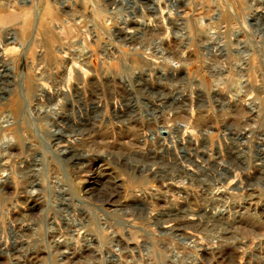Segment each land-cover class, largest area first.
<instances>
[{"label":"rangeland","instance_id":"1","mask_svg":"<svg viewBox=\"0 0 264 264\" xmlns=\"http://www.w3.org/2000/svg\"><path fill=\"white\" fill-rule=\"evenodd\" d=\"M0 130V264H264V0H0Z\"/></svg>","mask_w":264,"mask_h":264},{"label":"bare ground","instance_id":"2","mask_svg":"<svg viewBox=\"0 0 264 264\" xmlns=\"http://www.w3.org/2000/svg\"><path fill=\"white\" fill-rule=\"evenodd\" d=\"M36 15H37V14H36ZM36 15H35V17H34V18H35V21H34V22H35V25H34L35 27H36V24H37V22H38V20H39V17H40V16H38V15L36 16ZM33 28H34V27H33ZM34 30H35V29H34ZM130 32H131V31H130ZM11 39H12V38H11ZM72 68H77V70H79V67H78V65H76L75 62H71V63L69 64V70H70V71H71ZM77 70H76V71H77ZM72 71H73V70H72ZM74 71H75V70H74ZM82 72H83V71H82ZM39 75H42V74H39ZM41 77H42V76H41ZM40 87L43 88V90H44V89L46 88V85H40ZM63 93H64L63 90L59 89V90L56 92V95L52 94L53 96H51V95L49 94L50 96H47V97H50V100H51V101H52V100L57 101V102H56L57 105H61L63 102H61L60 100H61V98L63 97V96H62ZM64 94H65V93H64ZM64 94H63V95H64ZM157 96H158V99H159L160 101H161V99H163V94H161V93H157ZM46 99H47V98H46ZM47 100H48V99H47ZM58 100H59V101H58ZM51 101H50V102H51ZM161 102H162V104H164L163 101H161ZM159 103H160V102H159ZM54 104H55V103H54ZM56 104H55V105H56ZM150 104L152 105V107H153L155 110H158V111H159V110H160V111L163 110V105H162V104H158V103L154 104L153 102H151ZM55 105H54V107H55ZM51 107H52V105H51ZM57 107H58V106H57ZM48 108H49V107H48ZM54 109H56V108H53V110H54ZM55 111H56V110H54V112H55ZM47 114H49V113H47ZM161 117H162V116H161ZM160 119H161V118H160ZM151 122L153 123V121H151ZM4 124H5V123H4ZM1 125H2V124H1ZM158 130H159V129H158ZM0 131H1V130H0ZM159 131H160V130H159ZM166 132H168V131H166ZM189 134H190V133H189ZM52 135H53V134H52ZM157 137L163 138V137H165V135H164V136H161V135H160V132H156V133L154 132V137H153V138L156 139ZM144 138H145V137H144ZM72 139H73V136L71 137V139H70V138L66 139V140L68 141V145H69V146H71V144H72ZM75 139H76V138H75ZM76 140H77V139H76ZM157 140H158V139H157ZM149 141H150V140H149ZM69 146H66L65 148H63V149H64L63 152H66V153L69 152L68 150H66V148H68ZM83 167H84V165H83ZM157 173H158V172H157ZM3 174H4V172H3ZM155 174H156V173H155ZM162 175H163V174H162ZM0 176H1V175H0ZM176 209H177V208H176ZM206 210H207V209H206ZM204 215H205V214H204ZM209 215H210V214H209ZM160 216H162V217H161V219H162V218H163V213L160 214ZM183 216H184V215H183ZM185 216H186V215H185ZM156 217H157V216H156ZM180 217H182V216H180ZM180 217L178 216V218H177V217H173V219L171 218V219L173 220V222H171L172 220L170 219V217H169V218L167 217L168 219L165 218V219H166L165 221L167 222L166 225L164 224L165 227H166V226H173V225H175V224H180V225L185 224L187 221H186V222H183V221H185L184 219H181V220H183V221H181V220H180ZM221 217H222V216H221ZM184 218H185V217H184ZM163 219H164V218H163ZM174 219H175V220H174ZM188 219H189V218L187 217V220H188ZM162 222H163V220H162ZM199 224H200V223H199ZM194 225H195V224H194ZM198 227H199V226H198ZM163 230H164V229H163ZM193 264H195V263L193 262Z\"/></svg>","mask_w":264,"mask_h":264}]
</instances>
